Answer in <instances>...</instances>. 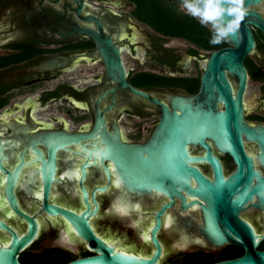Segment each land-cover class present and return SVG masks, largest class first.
<instances>
[{"label":"flooded vegetation","instance_id":"obj_1","mask_svg":"<svg viewBox=\"0 0 264 264\" xmlns=\"http://www.w3.org/2000/svg\"><path fill=\"white\" fill-rule=\"evenodd\" d=\"M82 2L81 6L76 0H0V156L4 168H0V220L20 236L27 232L28 221L10 207L5 191L8 173L18 169L13 188L18 207L39 225L33 242L19 253L21 264H66L95 254L66 219L42 210V163L37 152L48 159V146L55 141L50 135L57 132L76 136L56 153V180L48 203L80 214L87 209L84 187L91 209L98 205L97 213L89 218L98 237L129 253L154 254L151 230L156 214L171 203L170 198L130 191L111 160L89 158L87 151L105 150L114 138L124 145L146 144L161 117V106L153 99L171 106L174 95H197L210 54L233 48L227 40L211 44L210 26L182 10L181 0ZM247 8L264 19V0ZM246 26L256 45L244 59L248 71L245 119L253 126L264 125V32L250 22ZM78 28L109 39L110 48L117 49L122 60L128 86L107 76L101 51V47L108 49L107 42L103 40L99 47L93 36ZM227 75L237 96L239 78ZM219 106L223 108L222 103ZM97 108L104 114L108 137L97 131L87 136L94 130ZM207 142L224 176L229 177L236 170L234 158L211 140ZM189 150L198 157L206 153L199 145H189ZM245 151L264 175L258 144L246 141ZM194 165L213 180L208 162ZM240 217L264 236V209L248 207ZM161 221L157 236L162 254L157 264H215L245 253L241 245L210 243L199 230V208L184 209L178 198ZM10 238L0 230V245ZM261 247L264 239L258 247L264 250ZM240 249L244 253L233 256Z\"/></svg>","mask_w":264,"mask_h":264},{"label":"water","instance_id":"obj_2","mask_svg":"<svg viewBox=\"0 0 264 264\" xmlns=\"http://www.w3.org/2000/svg\"><path fill=\"white\" fill-rule=\"evenodd\" d=\"M76 1L82 6V0ZM261 1L246 0V7ZM246 22L256 25L264 32L263 17L248 10L239 32L227 39L233 48L216 50L207 59L201 78V89L197 95H174L170 98L171 106L153 99V102L161 106V117L146 144L124 145L118 138H114L105 150L95 147L87 151L89 158L111 160L117 174L130 191L139 194L158 193L170 198L171 203L164 205L156 214V226L151 230V240L156 251L151 257L117 249L95 234L89 218L97 213L98 205L91 209L88 191L84 187L82 192L87 209L80 214L48 203L51 185L56 180V153L58 149L65 148L69 139H75L76 135L52 133L50 138L55 141L48 146V159L37 152V160L42 163V210L50 216H62L66 219L95 253L66 264H157L162 254V245L157 236L162 222L161 215L173 205L175 198L181 201L184 209L199 208V230L210 243L215 246L234 243L244 247L245 253L242 256L215 264H264V250L258 249L264 236L256 234L254 227L240 217L241 211L248 207L264 209V175L255 168L253 158L245 151L246 141L257 143L261 149L258 158L264 165V125L253 126L245 119L243 95L248 71L244 59L256 45ZM78 30L93 36L99 47L103 40L107 42L108 49L101 47L107 76L116 82L121 81L125 87L128 86L122 60L117 49L110 48L109 39H102L98 32L91 29ZM227 72L239 78L237 96L233 94ZM132 90L136 94L149 97L135 88ZM219 103L223 104V108H220ZM105 125L104 114L97 108L94 130L87 136L92 137L97 131L108 137ZM208 139L218 150L227 152L234 158L236 170L229 177L224 176L220 160L212 154ZM189 145H199L206 149V153L201 157L194 156L190 153ZM2 158L3 155L0 156V168L4 170ZM201 162H208L212 166L213 180L194 165ZM106 170L110 176L107 166ZM18 174V169L8 173L5 191L10 207L28 221V229L20 236L0 220V230L11 236L7 244L0 245V264H21L19 253L33 242L39 231L37 221L18 207L13 192ZM84 175L83 170V177ZM99 190L104 191L106 188ZM94 202L96 203L95 200Z\"/></svg>","mask_w":264,"mask_h":264},{"label":"clouds","instance_id":"obj_3","mask_svg":"<svg viewBox=\"0 0 264 264\" xmlns=\"http://www.w3.org/2000/svg\"><path fill=\"white\" fill-rule=\"evenodd\" d=\"M181 9L201 25L210 26L213 45L236 35L248 14L246 0H181Z\"/></svg>","mask_w":264,"mask_h":264},{"label":"trees","instance_id":"obj_4","mask_svg":"<svg viewBox=\"0 0 264 264\" xmlns=\"http://www.w3.org/2000/svg\"><path fill=\"white\" fill-rule=\"evenodd\" d=\"M220 45H218V47H219ZM264 247H261V249H263ZM244 253V251L243 250H236L235 252H234V254H233V256H240V255H242Z\"/></svg>","mask_w":264,"mask_h":264}]
</instances>
